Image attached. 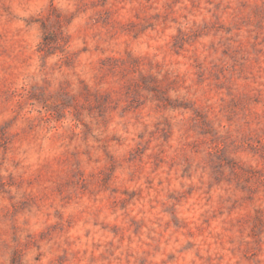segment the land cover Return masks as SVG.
Returning <instances> with one entry per match:
<instances>
[{
    "label": "rangeland",
    "instance_id": "1",
    "mask_svg": "<svg viewBox=\"0 0 264 264\" xmlns=\"http://www.w3.org/2000/svg\"><path fill=\"white\" fill-rule=\"evenodd\" d=\"M0 264H264V0H0Z\"/></svg>",
    "mask_w": 264,
    "mask_h": 264
}]
</instances>
